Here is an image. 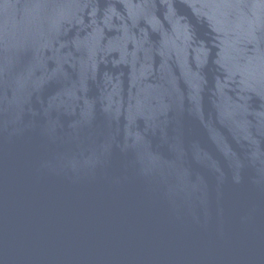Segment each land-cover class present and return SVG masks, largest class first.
Masks as SVG:
<instances>
[{
  "label": "water",
  "instance_id": "obj_1",
  "mask_svg": "<svg viewBox=\"0 0 264 264\" xmlns=\"http://www.w3.org/2000/svg\"><path fill=\"white\" fill-rule=\"evenodd\" d=\"M0 264H264V0H0Z\"/></svg>",
  "mask_w": 264,
  "mask_h": 264
}]
</instances>
